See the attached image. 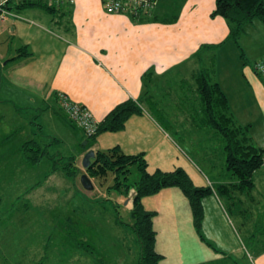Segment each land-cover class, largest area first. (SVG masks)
I'll use <instances>...</instances> for the list:
<instances>
[{"label":"crops","instance_id":"crops-1","mask_svg":"<svg viewBox=\"0 0 264 264\" xmlns=\"http://www.w3.org/2000/svg\"><path fill=\"white\" fill-rule=\"evenodd\" d=\"M20 1L23 0H10L12 12L19 18L6 19L0 25V68L7 71L2 77L0 94L8 98L1 99L0 104L7 105L12 115L18 117L27 111L42 112V125L50 129L53 145L63 147L66 142L74 146L82 142L84 146L86 137L66 116L65 119L57 114L54 94H64L70 101L83 105L98 123L117 105L127 100L138 103L142 114L131 116L123 131L98 135L91 140L88 150L106 151L117 146L125 155L143 154L150 173L181 168L195 186L211 189V194L202 200L200 233L204 241L193 227L189 203L179 189H163L142 199L143 208L156 214L153 229L155 250L162 256L160 264H227L225 260L229 258L244 259L247 247L240 230L245 231L250 224L249 203L261 202L264 211V167L253 172L251 190L240 187L227 171L225 160L217 167L204 156L199 168L180 154L168 130L157 119L170 116L171 112L169 107L162 106L164 102L154 103V98L158 92L171 90L172 76L182 83L184 76L180 72L187 65H192L189 74L195 80L200 69L192 55L201 46H217L216 54L222 56L217 79L220 91L237 123L248 127L253 143L264 151V76L255 74L252 68L254 62L264 58V23L254 20L244 26L239 40L243 53L240 58L237 46L225 41L229 33L227 23L219 16H211L215 0H157L154 20L141 23L127 14L106 12L102 0H36L50 6V13L41 8L14 9ZM47 23L56 30L43 29ZM21 48L24 50L20 53L26 50L29 56L9 61ZM10 53L12 57L5 60ZM7 142L3 140L0 147ZM13 151L10 146L7 155ZM84 154L80 148L69 149L66 156L61 151L51 155L61 163L74 159L79 170L74 182L57 168L43 177V183L50 180L44 188L43 184L37 185L39 182L29 188L34 186L33 191H42V196L59 195L52 199L53 206L62 212L71 207L73 212L69 208L66 213L73 215L88 211L91 206L112 210V217L105 218L102 224L95 216L91 220L80 217L77 223L69 216L62 217L68 225L81 226L80 241L69 243L64 239L65 247L76 252L63 251V259L82 256L87 264H99L105 246L98 235L106 225L114 231L116 226L124 225L122 214L127 215L132 209V191L128 197L108 193L88 176L93 189H84L80 183V177L87 175L82 166ZM21 159L28 174L11 175L20 188L12 192L18 194L26 188L24 181L29 182L35 172L34 165ZM1 190L11 193V188ZM91 193L96 197L91 198ZM21 206L24 210H38L32 206V198L23 200ZM259 206L253 209L260 211ZM245 234L247 238L249 231ZM248 258V264H264V247L254 249Z\"/></svg>","mask_w":264,"mask_h":264},{"label":"rangeland","instance_id":"rangeland-1","mask_svg":"<svg viewBox=\"0 0 264 264\" xmlns=\"http://www.w3.org/2000/svg\"><path fill=\"white\" fill-rule=\"evenodd\" d=\"M34 23L38 24L37 22ZM47 24L43 29H55L53 24H48L49 27ZM1 40L3 39L1 38ZM1 49L2 47L0 44V52ZM237 49L239 50L238 47ZM11 55L10 53L5 60L12 57ZM211 55V57H213V67L210 77L217 82L219 81L217 79L220 78L218 66L221 64L220 59L222 56H217L216 51L213 54L211 53ZM240 58L243 57L240 56ZM202 59L204 60L202 68L208 67L205 62L206 57L204 56ZM192 68V65H187L180 72L185 77L182 78V83L178 82L177 79L172 76V81L174 83L172 84L171 90L157 93L154 98V103L156 101H160V103L164 102L162 106L169 107V112H171L170 116H161V118L157 117V119L163 124L164 128L168 130L169 135L182 156L194 161L195 165L199 168L202 166L200 164V159L205 156L210 158L215 163L214 165L218 167L219 164L225 160L224 143L218 133L208 124L207 115L203 113L202 104L196 92L195 80L191 78L189 74V70ZM185 69L187 73L184 71ZM6 74L7 71L1 70L0 68V87L3 79L2 77H5ZM1 99L8 98H4V96L0 94V101ZM55 111L59 116L65 118L62 110L56 109ZM173 112H175V114H172ZM22 116L23 117L12 115L7 105L0 104V143H2L3 140L8 141L4 145H1L3 147H0V151L2 152V154H0V264H65L64 261L69 264H87L86 259L82 256L81 258L63 259V251L67 253L76 252L73 248L65 247L64 239H67L69 243L80 241L78 231L81 226L79 224V226L75 227L74 223L68 225L62 217L69 216L73 222L77 223L80 217H88L91 220L93 216H95L96 221L102 224L105 218L112 217L109 213L112 210L106 207L108 210L103 211L101 207L91 206L88 211L85 210L83 213L77 212L73 215L71 213H66L69 208L71 212H73L71 207L62 212L61 209L53 206L52 199L60 197L59 195L45 194L42 196V191H33L34 186L29 188L31 184L34 185V183L36 184L37 182H39L37 184L38 186L43 184L41 188H44L46 186L45 184H49L50 180L44 183L42 181L43 177L47 175L52 166L50 160H46L45 158L39 165H34V170L36 172H34L35 177L32 176L29 182L24 181L26 184L23 185L28 188L27 192L25 193L26 188H24L25 190L23 189L20 194L15 193L19 191L20 188H17V185H15L17 179H12L11 175L28 174L25 172V168L27 167L21 164V157L23 155L20 153L19 155L17 154V149H19L24 142L33 138L39 144H42V146L50 144L46 149L49 157L56 151H61V155L66 156L69 149H74L75 151L80 149L82 145V142H79L77 146L73 144L67 145V142L63 147L53 145V136L50 129L46 125H42V112L38 110L27 111L23 113ZM168 120L170 123H167ZM29 121H31L32 124H30ZM76 132L81 134L78 129ZM85 137L91 139V137ZM10 146L11 150L15 151L7 155ZM130 171L129 182H135L139 177L138 171L135 166L131 167ZM94 182L96 186L99 185L96 180H94ZM112 182V179L108 178L101 186L104 187L105 190ZM1 188H11V193L8 191H4L3 193ZM12 190L15 192H12ZM90 195L91 198L96 197L95 193H91ZM105 195L107 196V194ZM19 197L21 199H19ZM31 198L32 206L38 209L36 211L29 209L24 210L23 206H21L23 200L27 201ZM259 204L260 211L253 209ZM249 205L250 224L245 231L240 230L244 238V245L247 247H245L247 249V251H245V258L240 259L241 261H237L235 258H229L225 260L227 264H248V255L254 253V249H261L264 247V220H262L264 218V211H262L263 205L261 202L254 203V205L249 203ZM16 208L19 209L15 211ZM129 217L132 216L130 214H122V220L125 225L121 224V228L116 226L115 231L109 228L108 225L104 227V230H101L98 238L103 242L102 244L105 246V249L102 250L104 254H102V258L100 259L102 263L99 264H137L139 258V245L135 235L127 226V223L130 222ZM57 222H60L58 226H56ZM97 229L98 226L96 225L94 230L97 231ZM248 231L249 234L247 238H245V233ZM48 251L52 254L50 253L51 255L46 257ZM249 264H251V261H249Z\"/></svg>","mask_w":264,"mask_h":264},{"label":"trees","instance_id":"trees-1","mask_svg":"<svg viewBox=\"0 0 264 264\" xmlns=\"http://www.w3.org/2000/svg\"><path fill=\"white\" fill-rule=\"evenodd\" d=\"M15 7L14 9L17 10L41 8L48 13L53 11L50 6L36 0L20 1ZM10 9H13L12 4ZM155 10L149 16L138 14L130 17L133 21L140 23L152 21ZM211 16H219L224 19L229 29L225 41H232L239 48L240 56L243 57L239 46V40L244 34L243 28L254 20L264 23V0H215V9ZM216 47L201 46L192 55L199 62L200 69L195 79L196 92L202 104L203 113L207 115L208 124L218 133L224 143L227 171L239 181L241 188L251 190L253 187L252 174L262 167L264 151L254 145L248 134V127L237 123L217 82L210 77L213 67L211 53L215 52ZM23 50L24 48H21L19 53L9 61L29 56L26 50L24 54L20 53ZM204 56L208 66L206 68H202L204 64L202 57ZM52 100L58 106V110H61L60 94H54ZM144 100V98L141 99V102ZM138 114H142V110L139 104L132 100L117 105L99 123L96 134L91 139L86 138L87 144L81 145V152L85 153L90 148L91 140H95L98 135L123 131L128 119ZM43 146L33 138L29 139L20 146V154L30 165H39L44 158L50 160L51 171L60 168L64 175L74 182L79 174V170L74 165V159L71 157L66 161L67 163H61V160H56L53 156L49 157L46 149L50 144ZM133 166L136 167L139 177L135 182H129L130 168ZM85 171L87 176L96 180L99 186L111 178L112 184L106 187L108 193L115 192L128 197L132 191V209L129 212L132 217H129L130 223H127V226L135 235L139 245L137 264H160L162 260V256L155 250L156 233L153 229V218L156 214L146 211L141 201L145 197L156 195L163 189L177 188L181 191L189 203L193 227L199 238L204 241L200 233L203 221L202 200L211 194V189L195 186L183 169L176 168L168 172L157 169L150 173L143 154L125 155L119 147L115 146L106 151H96L91 166Z\"/></svg>","mask_w":264,"mask_h":264},{"label":"built area","instance_id":"built-area-1","mask_svg":"<svg viewBox=\"0 0 264 264\" xmlns=\"http://www.w3.org/2000/svg\"><path fill=\"white\" fill-rule=\"evenodd\" d=\"M102 3L108 13L129 16L138 14L149 16L157 6V0H102ZM10 8V0H0V25L6 19L19 18ZM252 68L255 74L264 76V58L254 62ZM59 105L67 119L85 136L90 138L96 134L99 123L94 119L89 109L70 101L64 94H60ZM262 167H264V157Z\"/></svg>","mask_w":264,"mask_h":264},{"label":"water","instance_id":"water-1","mask_svg":"<svg viewBox=\"0 0 264 264\" xmlns=\"http://www.w3.org/2000/svg\"><path fill=\"white\" fill-rule=\"evenodd\" d=\"M85 143L86 142H83V145H85ZM94 157H95L94 150H87L85 152L83 159H82V166L85 170L91 166V163H92V160L94 159ZM80 183H81L82 187L86 190H92L93 189V185H92L91 181L89 180V178L85 174H83L80 177Z\"/></svg>","mask_w":264,"mask_h":264}]
</instances>
